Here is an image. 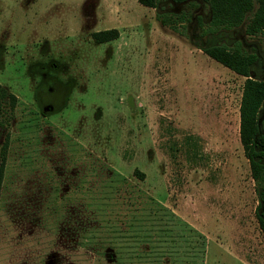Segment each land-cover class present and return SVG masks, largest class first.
<instances>
[{
    "label": "rangeland",
    "instance_id": "374dc122",
    "mask_svg": "<svg viewBox=\"0 0 264 264\" xmlns=\"http://www.w3.org/2000/svg\"><path fill=\"white\" fill-rule=\"evenodd\" d=\"M209 15L170 27L139 0H0V83L17 97L0 116V264H95L106 231L115 264H264L245 77L199 48L241 40L264 62V36L209 32ZM143 247L166 255L124 257Z\"/></svg>",
    "mask_w": 264,
    "mask_h": 264
},
{
    "label": "trees",
    "instance_id": "16d2710c",
    "mask_svg": "<svg viewBox=\"0 0 264 264\" xmlns=\"http://www.w3.org/2000/svg\"><path fill=\"white\" fill-rule=\"evenodd\" d=\"M139 2L156 8L157 19L163 26L175 27L177 24L193 21V12L204 6L208 8L210 14L208 22L209 32L223 29L234 30L244 27L246 35L264 36V0H139ZM197 20L201 25L203 23L202 15H198ZM119 36L120 32L117 28L100 30L92 34L93 39L97 43L109 42L119 38ZM199 48L236 74L245 77L240 103V140L245 155L250 162L252 177L256 182L259 202L257 217L264 232V77L258 76L255 72L258 66L264 68L260 47L255 45L254 48H249L245 42L240 40L234 46L227 43H216L203 45ZM16 104V95L9 92L0 83V116L13 111ZM6 162L7 154L6 150H4L0 163V198ZM106 169L104 168L106 176L107 174H115L110 172L107 167ZM134 174L141 180L145 179V174L139 169H136ZM116 179L120 182V188L130 192L128 198L132 201V198H134L132 194L135 192L139 193L137 184L126 177H116ZM105 227L107 228L108 225H105ZM193 231L197 232L196 230ZM105 233L103 237L99 236L98 255L95 258V264H115V260L119 262V258L122 257L118 255V251L116 253L111 250L113 248L110 245L109 233L108 231ZM199 234L196 233V236H199ZM139 236L135 237L132 235L130 240L140 238L139 244L150 242V239H147L149 237ZM150 238L153 237L150 236ZM199 244V253L202 254L203 240L201 241L200 238ZM148 248L143 247L138 253H129V256L124 257L133 259L138 256L141 258L140 255L143 254L147 259L160 260L166 255L165 251L161 252ZM191 253L194 254L193 251ZM109 257H112V259H109Z\"/></svg>",
    "mask_w": 264,
    "mask_h": 264
}]
</instances>
